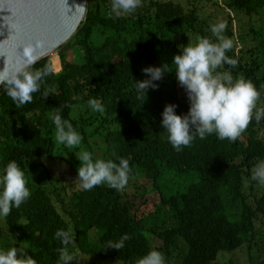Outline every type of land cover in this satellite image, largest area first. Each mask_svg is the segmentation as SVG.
<instances>
[{
	"label": "trees",
	"instance_id": "1",
	"mask_svg": "<svg viewBox=\"0 0 264 264\" xmlns=\"http://www.w3.org/2000/svg\"><path fill=\"white\" fill-rule=\"evenodd\" d=\"M145 1L134 14L109 18L111 0H89L85 20L59 48L63 70L47 78L33 101L17 108L0 91V167L14 159L27 177L45 166L41 158L57 159L53 116L60 112L84 140L102 134V159L130 160L131 180L143 188L145 202L133 210V202L107 184L83 190L79 180L77 188L70 187L47 173L43 182L28 184L29 199L5 217V227L0 225V250L14 240L37 264H58L62 245L54 234L64 228L75 235L69 249H78L91 264H136L153 248L164 253L167 264H220L223 254L242 249L252 260L253 250L263 255L264 185L252 180L251 172L264 160V119L253 120L235 142L215 134L197 136L176 151L160 124L167 103H177L180 113L189 108L175 72L143 98H137L135 86L146 78L145 66L166 62L174 68L180 46L191 43L192 35L211 37V23L196 6L187 10L169 1ZM226 4L248 16L264 10V0ZM225 35L236 37L233 28ZM238 41L243 45L227 53L237 65L218 71L251 80L261 91L258 107H264V25ZM71 45L82 61L64 52ZM52 55L60 59L56 51ZM48 64L46 57L34 68ZM89 99L101 102L104 111H93ZM125 234L131 239L121 250L105 247Z\"/></svg>",
	"mask_w": 264,
	"mask_h": 264
},
{
	"label": "clouds",
	"instance_id": "2",
	"mask_svg": "<svg viewBox=\"0 0 264 264\" xmlns=\"http://www.w3.org/2000/svg\"><path fill=\"white\" fill-rule=\"evenodd\" d=\"M143 0H111L107 12L109 18H120L134 14ZM211 37L203 36L193 45L180 46L173 57L174 68L164 62L142 68L145 79H137L135 92L143 98L149 90H157L167 73L175 72L179 85L184 88L189 108L187 112L177 111L179 105L169 102L161 113V127L167 133V140L176 151L190 146L194 139H204L215 134L218 139L235 142L255 120L264 119V107H258L261 91L244 77L234 78L231 71H218L225 64L235 67L237 59L227 53L233 48V40L225 35L227 23L221 20L210 25ZM45 35L24 43L16 55V67L11 71L0 69V91L11 98L17 108L33 101V93L39 92L49 76L56 69L45 65L41 69L34 65L41 59L39 50L46 47ZM51 94V89L44 96ZM88 106L95 112H103L104 106L97 99H89ZM55 123V143L68 149L79 146L83 136L73 124L62 118L60 112L53 116ZM55 155V154H54ZM81 162L77 170L80 188L91 190L95 186L107 184L110 188L122 191L134 178V170L128 158L94 159L90 151L76 153ZM46 162L47 157L41 158ZM251 179L264 185V160H258L252 168ZM29 182L24 169L16 160H9L0 167V218L10 215L13 208H19L31 196ZM55 239L62 245L58 264H71L81 261L75 245V235L70 229H58ZM131 239L127 234L118 241H109L105 247L121 250ZM0 264H37L26 251L18 247L0 250ZM136 264H167L166 257L159 249L153 248L140 257Z\"/></svg>",
	"mask_w": 264,
	"mask_h": 264
},
{
	"label": "rangeland",
	"instance_id": "3",
	"mask_svg": "<svg viewBox=\"0 0 264 264\" xmlns=\"http://www.w3.org/2000/svg\"><path fill=\"white\" fill-rule=\"evenodd\" d=\"M145 1V0H144ZM149 0L145 1L148 2ZM162 1H169L175 4H180L185 9H192L196 6L199 11V15L212 23H218L221 20L227 23V28H233L234 32L236 33V37H231L233 40V46L236 47L238 50L243 44L238 41L240 37L248 36L251 29L259 28L261 25H264V10H261L259 13L248 16L244 12H240L238 10H231L228 8L226 4V0H162ZM230 16L233 18V21L230 22ZM200 36L192 35L190 42L191 44H195ZM230 38V37H228ZM242 40V39H241ZM248 42L252 43V39H249ZM64 52L69 54L72 60L75 61H82L81 56L77 53V49L75 47L67 46L65 47ZM60 57L59 49L56 50ZM49 59L52 63V66L56 69V72H60L63 70V63L62 59L57 61L53 55L49 56ZM181 93L184 95L186 94L184 88L180 86ZM75 113V112H74ZM101 133H95L92 136L88 137L87 140H84L82 143L74 147L72 149H68L62 145H60L58 149L57 159H50L46 161L45 166H41L38 170L35 171L34 176L29 175L27 176L28 182L34 187L36 183H41L44 181V177L47 173H50L53 177H57L61 179L62 182L67 184L70 187L77 188V175L74 174V171L77 172L78 166L81 163L76 153H80L83 151H90L94 155V159H102L103 150L102 146H104L103 139L101 138ZM62 157V158H60ZM122 194L125 195L126 199L133 202V210L137 209L140 205L145 202V196L143 188L139 186V183L135 180L129 181V184L126 186L124 190L121 191ZM0 225L5 227L6 220L5 217L0 218ZM6 241H8L6 239ZM9 246H2L3 250H7L11 247H14L15 241L11 240L8 241ZM257 252V251H256ZM255 250L251 255L253 256V260L250 258V254L246 252V250L242 249L236 251L235 253H227L223 254V257L219 260L220 264H250V261H254V264H260L261 260L264 259V252L263 255L257 256ZM81 261L79 264H91L92 260L86 258H80ZM251 259V260H250ZM74 264H78L77 261H74ZM264 263V262H263ZM173 264V263H172ZM177 264V263H176Z\"/></svg>",
	"mask_w": 264,
	"mask_h": 264
},
{
	"label": "water",
	"instance_id": "4",
	"mask_svg": "<svg viewBox=\"0 0 264 264\" xmlns=\"http://www.w3.org/2000/svg\"><path fill=\"white\" fill-rule=\"evenodd\" d=\"M88 6L89 0H0V69L13 70L23 44L41 35L47 44L40 60L49 57L74 36Z\"/></svg>",
	"mask_w": 264,
	"mask_h": 264
},
{
	"label": "bare ground",
	"instance_id": "5",
	"mask_svg": "<svg viewBox=\"0 0 264 264\" xmlns=\"http://www.w3.org/2000/svg\"><path fill=\"white\" fill-rule=\"evenodd\" d=\"M54 52H55V51H54ZM54 52H53V53H54ZM53 53H52V54H53Z\"/></svg>",
	"mask_w": 264,
	"mask_h": 264
}]
</instances>
